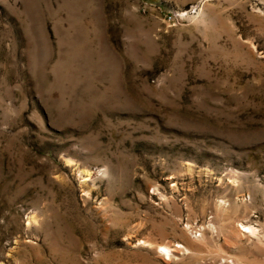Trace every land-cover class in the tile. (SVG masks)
I'll list each match as a JSON object with an SVG mask.
<instances>
[{
    "label": "rangeland",
    "instance_id": "1",
    "mask_svg": "<svg viewBox=\"0 0 264 264\" xmlns=\"http://www.w3.org/2000/svg\"><path fill=\"white\" fill-rule=\"evenodd\" d=\"M0 264H264V0H0Z\"/></svg>",
    "mask_w": 264,
    "mask_h": 264
},
{
    "label": "bare ground",
    "instance_id": "2",
    "mask_svg": "<svg viewBox=\"0 0 264 264\" xmlns=\"http://www.w3.org/2000/svg\"><path fill=\"white\" fill-rule=\"evenodd\" d=\"M248 229L252 230L250 227Z\"/></svg>",
    "mask_w": 264,
    "mask_h": 264
}]
</instances>
